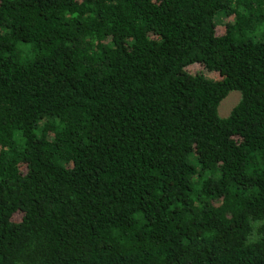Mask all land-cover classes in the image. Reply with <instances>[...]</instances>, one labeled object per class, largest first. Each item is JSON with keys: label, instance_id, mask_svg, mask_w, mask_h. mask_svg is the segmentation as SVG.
<instances>
[{"label": "trees", "instance_id": "obj_1", "mask_svg": "<svg viewBox=\"0 0 264 264\" xmlns=\"http://www.w3.org/2000/svg\"><path fill=\"white\" fill-rule=\"evenodd\" d=\"M0 264H264V0H0Z\"/></svg>", "mask_w": 264, "mask_h": 264}, {"label": "rangeland", "instance_id": "obj_2", "mask_svg": "<svg viewBox=\"0 0 264 264\" xmlns=\"http://www.w3.org/2000/svg\"><path fill=\"white\" fill-rule=\"evenodd\" d=\"M230 20V18H226L224 16L220 17V20L216 26V31L220 32L222 29V24L227 21ZM185 69L187 71H189L190 73H197V72H201L204 75L208 76V77H212V78H216L218 77V74L215 71H210L207 70L205 68H203L200 64L198 63H193L190 64L188 66L185 67ZM238 98V93L236 92H231L229 93L226 98L221 102V104L219 105L218 108V113L220 115H225L228 113L229 109L231 108V106L233 105V103L237 100Z\"/></svg>", "mask_w": 264, "mask_h": 264}]
</instances>
